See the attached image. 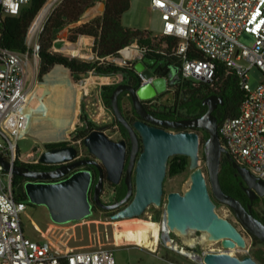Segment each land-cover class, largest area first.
Here are the masks:
<instances>
[{"label": "water", "instance_id": "obj_1", "mask_svg": "<svg viewBox=\"0 0 264 264\" xmlns=\"http://www.w3.org/2000/svg\"><path fill=\"white\" fill-rule=\"evenodd\" d=\"M122 55H120L121 57ZM135 69L142 81L139 85L129 82L118 83L111 93L112 112L119 122L130 132L131 149L127 157V140L112 139L107 133V124L91 128L85 137V144L96 157H78V148L74 144L47 148L42 151L40 160L47 163L63 162L52 169H34L18 163L12 164L0 155V162L7 171L31 179L26 180L25 189L31 202L47 206L51 218L64 223L81 219L93 213V201L102 208L117 207L132 197L123 207L113 213L116 219L134 217L143 214L151 204L160 206L164 200V180L168 171L169 159L174 154H186L190 157L191 169L186 187L183 190H171L167 194V224L171 230L188 235L192 230L208 233L211 241H221L225 248L248 246L245 233L229 217L217 210L213 194L222 202L231 206L237 218L253 234L264 242V222L254 213L253 201L264 196V179L255 175L246 165L241 164L223 145L219 133V117L214 113L219 103H224L222 95L212 93L203 102L208 105L205 113L180 119H163L150 112L144 101L167 90L169 67H157V60L146 55L142 49H135L131 55ZM150 64V65H148ZM65 66V65H64ZM67 67V66H65ZM69 68V67H67ZM70 69V68H69ZM86 75L83 73V76ZM127 90L136 112L143 117L131 123L123 112L119 97ZM172 91L165 94L170 97ZM158 123L173 127H201L209 131L203 144L206 156V168L201 164V137L196 130H169ZM143 148L140 151V142ZM140 151V152H139ZM232 159V163L242 176L244 188L251 198L245 205L238 197L226 192L220 180V168L223 155ZM127 169L125 181L128 191L124 198L114 202H105L102 191L105 186L103 164L108 178L117 183ZM96 164L100 167L99 178L94 185L92 171L88 168L73 169ZM135 170V191L133 171ZM72 171V172H71ZM58 180H45L64 176ZM40 179V180H38ZM199 257V247L188 246ZM206 264H261L251 254L239 256L230 251L205 252Z\"/></svg>", "mask_w": 264, "mask_h": 264}, {"label": "built area", "instance_id": "obj_2", "mask_svg": "<svg viewBox=\"0 0 264 264\" xmlns=\"http://www.w3.org/2000/svg\"><path fill=\"white\" fill-rule=\"evenodd\" d=\"M29 1L0 0V20L8 14L19 13ZM151 7L161 12L162 32L180 37L177 54L180 55L182 79L212 80L217 72V61L224 62L237 74L245 96L239 113L226 117L219 124V133L227 150L264 179V79L252 87L249 78L253 66L259 67L264 74V0H151ZM45 21L36 19L31 24L26 49L0 46V155L12 164L18 158L24 111L31 98L27 77L38 68L39 39ZM243 32L254 36L252 45L240 40ZM192 45L204 56L188 54ZM132 46L140 49L137 42L124 49ZM72 54L79 55L74 51ZM92 56L95 58L96 53ZM13 176L14 173L7 171L0 162V264H117L113 247H62L36 224L40 236L27 235L23 215L28 203L15 197ZM166 220L165 211L163 225L169 230L166 234L161 230L159 241L199 264H206L203 256L209 250L231 249L222 244L199 249V257L188 248L190 244L184 238L173 235ZM168 261L181 264L176 260Z\"/></svg>", "mask_w": 264, "mask_h": 264}, {"label": "trees", "instance_id": "obj_3", "mask_svg": "<svg viewBox=\"0 0 264 264\" xmlns=\"http://www.w3.org/2000/svg\"><path fill=\"white\" fill-rule=\"evenodd\" d=\"M47 2L48 0H30L22 6L19 13L4 16L0 20V46L16 50L26 49L28 30ZM130 7L131 0H105L102 14H98L90 20L81 22L87 16L86 14L89 9L97 10V0H59L48 15L40 35L39 78L42 80L44 75L50 72L55 65L61 64L64 68L69 67L72 75L76 79L82 78L83 73L86 75L91 72L99 75L121 73L123 80L134 85H139L142 78L140 73L135 69L134 64L119 62L122 50L134 42L138 43L139 48L144 50L147 56L157 60V67L168 64L179 66L180 55L177 54V49L180 43V37L165 34L164 32L153 34L148 28L126 25L122 17ZM63 34L72 42H76L82 35L93 36L94 44L91 50L96 53V57L89 59L79 55H73L70 52L56 50L54 48V42ZM188 54L204 56L194 45L191 46ZM182 83L184 92L176 99L175 104L179 109L186 112L184 115L187 117L205 113L208 105L203 100L212 93L222 95L224 98V103H219L214 110V113L219 117V124L226 117L239 113L240 103L245 96V91L238 84L237 74L234 70L226 66L224 62L217 61V72L212 80L190 81L182 79ZM116 85H105L102 90L104 103L109 108H112L110 95ZM127 94L128 91L124 90L119 101L123 112L129 117L126 114L124 105V98ZM128 100L131 103V108L128 110L135 113L136 110L132 104L130 95L128 96ZM153 110L157 113L162 111L159 104H156ZM81 118L83 122L82 127L75 129L71 135H74L76 138H81L83 143H85V137L91 128L96 126V123L86 111ZM114 120L116 124L122 125L116 117ZM193 129L200 133L201 141L204 143L209 136V131L199 127H193ZM58 136L60 135H53L48 138ZM68 144V141H56L46 143V147L54 148ZM18 150L20 151L19 147ZM20 158V155H18L16 163L30 168L39 166L47 167L48 165L47 162L41 161L40 159L37 161H25ZM201 159L204 161L205 170L208 175L204 151L202 152ZM189 163L190 157L188 155L174 154L169 159L168 172L170 175L179 174L188 168ZM87 168L90 169L91 165L88 164ZM98 178L99 174H96L95 181L91 185V194ZM26 179L25 176L14 174L12 180L14 194L18 200H25L28 206L35 207L37 204L30 201L25 189ZM240 179L241 175L237 171V168L234 167L232 159L224 154L220 168L221 184L226 192L235 195L247 205L251 201V198L240 184ZM213 197L217 202V207L227 205L230 208L234 216L231 219L245 233L248 247L251 250L250 254L259 263L264 264V242L243 225L231 206L219 200L214 194ZM253 207L255 215L264 222V197L255 198Z\"/></svg>", "mask_w": 264, "mask_h": 264}, {"label": "rangeland", "instance_id": "obj_4", "mask_svg": "<svg viewBox=\"0 0 264 264\" xmlns=\"http://www.w3.org/2000/svg\"><path fill=\"white\" fill-rule=\"evenodd\" d=\"M58 1L59 0H48V2L45 4L47 5L48 3L53 2L49 13L46 15L44 20L47 19L48 15L51 13L53 7ZM104 6L105 0H97V10L94 11L92 9H89L86 14L87 16H85L83 20H85L90 13L100 11L102 8H104ZM122 18L123 22L128 26L148 28L153 32V34H159L160 32H162L163 19L161 16V12L151 7V0H131V7L123 14ZM78 40L74 43L80 45L81 52L79 53V56L94 59L92 56V50H87L85 47H82V44H80ZM240 40L247 43L248 45H252L255 41V38L252 34L243 32L240 35ZM65 41L66 40H63V42ZM67 42L69 41L67 40ZM66 44L67 46H69L70 42L69 44ZM129 52L130 51L122 52V56L119 57V62L123 63L126 60L131 62L132 59L129 57V55L127 56V53L129 54ZM59 65L61 66V64L55 65L51 71H53ZM50 72H48L47 74H49ZM68 72L69 79L67 77H64L67 76L66 74H63L58 83L68 81L69 86L72 87L71 91H80L79 95L77 96L78 107L74 114L76 120L74 122L73 128L66 132H63V129L59 124H56L54 127L52 123L53 121H55L54 119L56 118V111L51 116L47 117L37 115L33 116L30 122L24 123L23 130L21 132L23 136L18 140L20 151L17 149V154L20 155L21 160L37 161L38 159H40L42 151L46 149V143L56 141H68L69 144L76 145L78 148L79 156L90 154L88 147L85 143H83L82 139L76 138L74 135H71V133L75 131V129H80L82 127L83 122L81 117L85 111L97 124L101 125L106 123H115V117L112 109L107 107L104 103L102 90L105 85L122 82L123 75L121 73L112 75H99L91 72L87 75L82 76V78L80 79H76L72 75L69 68ZM38 73L39 64L38 68L36 69V73H29L27 77V85L31 94L29 105L31 103H40V101H45V103H47L48 105H52L53 103L55 104V100H57L56 94L58 91L61 92V90H63L64 85L61 84L58 86H51L47 83V74H45L41 80L38 76ZM32 74L34 76L32 82L30 83ZM249 78L251 86L255 87L264 79V74L259 67L253 66L249 71ZM124 105L125 109H130L128 97L124 98ZM106 133L112 139L119 140V132L116 131V128H109L106 130ZM53 135L60 136L48 138L52 137ZM203 144L204 143L201 144L200 148L201 156L203 152ZM201 164L204 165V161L202 159ZM190 172L191 169L189 166L185 171L176 175H170L167 171V175L164 180L165 193L163 203L160 206L151 204L149 207H147L146 211L143 214L134 217L154 219L158 221L163 227L167 194L171 190H183L186 187V182L189 178ZM103 197L106 200L112 197V189L109 186L105 188ZM217 210L222 215L229 217L230 219L234 217L232 211L227 205H221L220 207H217ZM151 215L152 217H150ZM125 218H113L101 208L96 207L95 211L91 215H88L84 218L75 219L64 223H58L51 218L46 205L37 204L35 207L28 206L26 213L23 215V225L27 235L36 237L40 236L38 230H36L38 228L35 226V222H37V224L40 225L43 233L51 238L56 244L62 247H113L117 264H170L168 259L176 260L181 264H199L197 261L189 259L186 256L163 245L161 240L154 250L150 247L147 248L146 246L139 245L134 242H123L117 244L114 238L115 231L116 228L121 227L119 225V220ZM203 232L204 231L201 230H192L187 236L198 241L196 246L199 247L200 250L209 247H219L221 245V241H211V243L203 242ZM172 233L173 235L177 234L180 238H183V234L177 231L172 230ZM250 252L251 250L248 246L246 248L235 247L231 250V253L239 256L250 254Z\"/></svg>", "mask_w": 264, "mask_h": 264}, {"label": "bare ground", "instance_id": "obj_5", "mask_svg": "<svg viewBox=\"0 0 264 264\" xmlns=\"http://www.w3.org/2000/svg\"><path fill=\"white\" fill-rule=\"evenodd\" d=\"M53 2L48 3L43 7L39 15L37 16V21H42L46 15L49 13ZM87 37V36H86ZM91 42V41H90ZM71 45V44H70ZM69 48L74 51V53H80L81 48L80 45H74L70 46ZM64 46L67 47V44H64ZM65 78L68 77L69 72L68 68H64L62 66H57L53 71H51L49 74H47V83L49 85L58 86L63 84L64 88L63 90L58 91L56 94L57 100H55V104L48 105L47 103L40 101V103L34 104L31 103L28 105L24 111V119L25 122H30L33 116H51L55 111V121H53V126L55 127L56 124H59L61 128L63 129V132H66L73 128L74 122H75V111L78 107V99L77 96L79 95L80 91L73 90L71 91V88L69 86L68 81L67 82H61L58 83V81L61 79L62 75ZM90 87V86H89ZM87 88V87H86ZM119 225L121 227L116 228L115 231V242L117 244L123 243V242H134L139 245L146 246L147 248L150 247L151 249H156V245L159 242L160 233L161 230L165 231V234L169 230L167 226L163 227L160 225V223L154 219H146L141 217H134V218H125L119 220ZM37 223V222H36ZM39 227V226H38ZM177 231V230H176ZM179 232V231H177ZM180 233V232H179ZM183 238L185 239L186 243L190 245H194L196 240L193 238H189L187 235H183ZM195 238V237H194ZM202 241L205 243H211V240L208 238V233L206 231L203 232ZM233 248L230 249V251ZM186 250V249H184Z\"/></svg>", "mask_w": 264, "mask_h": 264}, {"label": "flooded vegetation", "instance_id": "obj_6", "mask_svg": "<svg viewBox=\"0 0 264 264\" xmlns=\"http://www.w3.org/2000/svg\"><path fill=\"white\" fill-rule=\"evenodd\" d=\"M148 65H150V64H148ZM163 67L164 68L169 67V69H168V71L166 73L168 75V77H169V86H168L167 90L164 91L163 93L158 94L157 96H155L153 98H150L149 100H145L144 103H145L147 109L150 112H152L153 114H155L156 116H158L159 118H163V119H180V118H183V117H187L186 115H184V114H186V112L185 111H182V109H179L178 106H176V104H175L176 99L178 97H180L181 93L184 92L182 79H181L180 74H179L180 68H179V66H173L171 64L162 65V68ZM122 82H128V81L122 80ZM116 84H118V83H116ZM169 91H172L171 96L170 97H167V98H164L165 94L167 92H169ZM122 92L120 94V97L122 96ZM128 96H129V92H128V94L125 97H128ZM120 97H119V99H120ZM156 104H159L160 105V108L162 110L160 113H157V112H155L153 110L154 109V106ZM130 108H131V105H130ZM125 111H126V114L129 115V117H127V115H126V117L129 119V121L131 123H134V121L137 120V119H139V118L143 119V117H141L137 112L132 113L131 111H129L127 109H125ZM106 124L108 126H107V128L105 130H107L109 128H116V131L119 132L118 139H123L124 138V139L127 140V157H128L129 152H130V149H131V138H130L129 129L124 124H122V123H121L122 125H118L116 123H106ZM97 125H100V124H97L96 123V126ZM158 125L163 126V127L167 128L169 130H180V129L194 130L192 126L173 127V126H169V125L162 124V123H158ZM199 128H201V127H199ZM142 148H143V145H142V141H141L140 142V151L142 150ZM78 157H96V156L94 154L90 153V154L85 155V156H79L78 155ZM127 162H128V158L126 160L125 168H124L123 174L121 176V179L117 183L111 181L108 178V176H107V170H106L105 166L103 164H101L102 167H103V169H104V181H105V186H104V189L102 191V198H103V200L105 202H114V201L121 200L127 194L128 184L125 181V175H126V169H127ZM61 163H63V162L48 163L47 167L39 166V167H36L34 169H52V168L57 167ZM87 165L88 164L79 166V167L73 169L72 171H74L76 169H80V168H87ZM90 165H91L90 170L92 171V174H93V180H92V184L91 185H93V183L95 181V178H96V174H100V167L98 165H96V164H90ZM71 172L67 173L64 176L56 177L54 179L53 178H49V179H45V180H58V179H61V178H64V177L68 176ZM26 178H27L26 180L31 179V178H28V177H26ZM38 180H40V179H38ZM133 181H134V191H135V170L133 171ZM240 184L244 188L245 182L244 181L242 182V176H241V179H240ZM107 186H109L112 189V197L110 199H107L106 200L103 197V193L105 192V188H107ZM244 190H245V188H244ZM92 194H93V192H92ZM132 197L133 196H131L128 199V201H130L132 199ZM259 197H264V196H259ZM127 202H125V203H123V204H121V205H119L117 207L107 209V208H102V207L98 206L93 201L92 210L94 212L95 209H96V207H99L103 211H105L106 213H108L109 216L112 217L113 213H115L118 209H120L121 207H123Z\"/></svg>", "mask_w": 264, "mask_h": 264}, {"label": "crops", "instance_id": "obj_7", "mask_svg": "<svg viewBox=\"0 0 264 264\" xmlns=\"http://www.w3.org/2000/svg\"><path fill=\"white\" fill-rule=\"evenodd\" d=\"M103 9L104 8H102L100 11H97V12H94V13H90L89 14V16L85 19V20H81V22L82 21H87V20H90L91 18H93L94 16H96V15H98V14H102L103 13ZM87 36V37H86ZM63 40H66L65 42H63ZM67 36L65 35V34H63L62 36H60V37H58L56 40H55V42H54V48L56 49V50H61V51H64V52H71L72 53V50L69 48V46H64V44H66V43H68L69 44V42H70V44L72 45V44H74V45H76V43H74V42H72V41H70V40H68L69 42H67ZM79 43L80 44H82V47H85L87 50H91V48H92V46H93V44H94V37L93 36H90V35H82V36H80V38H79ZM91 41V42H90ZM58 45V46H57ZM61 45V46H60ZM84 45V46H83ZM135 49H137L135 46H132L131 48H128V49H123L122 50V52H127V51H130L129 52V54L127 53V56L129 55V57L131 58V55H132V53H133V51L135 50ZM33 74H32V78H31V80H30V83L32 82V80H33ZM35 224L37 225V226H39V228H40V225L39 224H37L36 222H35Z\"/></svg>", "mask_w": 264, "mask_h": 264}, {"label": "clouds", "instance_id": "obj_8", "mask_svg": "<svg viewBox=\"0 0 264 264\" xmlns=\"http://www.w3.org/2000/svg\"><path fill=\"white\" fill-rule=\"evenodd\" d=\"M6 2H7V0H6Z\"/></svg>", "mask_w": 264, "mask_h": 264}]
</instances>
